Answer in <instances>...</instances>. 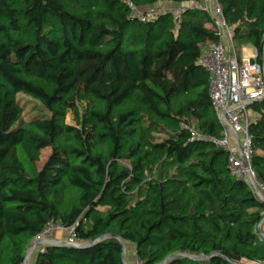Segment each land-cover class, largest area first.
<instances>
[{"label": "trees", "instance_id": "1", "mask_svg": "<svg viewBox=\"0 0 264 264\" xmlns=\"http://www.w3.org/2000/svg\"><path fill=\"white\" fill-rule=\"evenodd\" d=\"M194 1L0 0V264H22L53 221L76 245L97 241L43 245L32 264H125L117 236L140 264L176 254L186 257L165 264H264V200L206 139L223 126L198 60L219 37ZM217 3L238 55L251 45L261 63L264 0ZM159 4L185 6L178 25L171 12L142 21L131 8ZM19 93L50 115L21 121ZM248 108L264 184V99Z\"/></svg>", "mask_w": 264, "mask_h": 264}, {"label": "built area", "instance_id": "2", "mask_svg": "<svg viewBox=\"0 0 264 264\" xmlns=\"http://www.w3.org/2000/svg\"><path fill=\"white\" fill-rule=\"evenodd\" d=\"M131 8L142 21H149L158 14L171 12L175 25H178L185 6L168 4L147 6L144 9L134 6ZM196 8L208 13L213 19L219 37L218 42L207 41L202 45L198 60L208 73L209 100L218 121L223 126L221 139H206L229 152L231 174L244 180L251 189L254 184L261 193V200H264V184L257 180L250 165L252 145L248 132L249 123L256 116L255 113L249 116L248 103L264 97V69L261 63L254 60L256 54L251 59L239 58L233 40V25L225 22L217 0H197ZM224 125H227L232 133ZM189 130L192 139L203 138L193 128ZM64 230L69 232L65 242L77 244L78 241L70 229L55 221L47 223L34 239H52L57 232Z\"/></svg>", "mask_w": 264, "mask_h": 264}, {"label": "rangeland", "instance_id": "3", "mask_svg": "<svg viewBox=\"0 0 264 264\" xmlns=\"http://www.w3.org/2000/svg\"><path fill=\"white\" fill-rule=\"evenodd\" d=\"M160 5H165V4H159ZM18 102L20 106L22 107V115H21V121L27 122L30 121L31 119H34L36 117H44V116H49V112L36 100L19 93L17 95ZM249 111V116L253 114V112L248 109ZM65 122L68 124H74V121L72 119V114L68 112L65 117ZM51 153V148H44L40 151L39 155V160L35 163V168L40 169L45 161L47 160L48 156ZM19 156L24 160V156L22 155L21 152H19ZM261 232L264 233V225L260 227ZM69 235L68 231H59L57 232L52 239L53 240H59L62 242H65ZM32 242V241H31ZM41 246H34L29 253V257L27 259L26 264H32L34 257L36 256L38 251H40ZM134 247L131 244L125 243V248H124V257H125V263L126 264H140V262L136 259L134 256ZM243 264H247L246 261H243ZM250 264H260V263H250Z\"/></svg>", "mask_w": 264, "mask_h": 264}, {"label": "water", "instance_id": "4", "mask_svg": "<svg viewBox=\"0 0 264 264\" xmlns=\"http://www.w3.org/2000/svg\"><path fill=\"white\" fill-rule=\"evenodd\" d=\"M262 69H264V64H262ZM264 99V97H262L261 99H256V100H253V101H250L248 103V105L250 104H253V103H256V102H259L260 100ZM225 128L230 132L232 133V131L230 130V128L227 126V125H224ZM247 166V165H246ZM252 183V181H251ZM253 184V183H252ZM253 192L261 199L262 196H261V193L259 192L258 188L253 184ZM264 225V218H262L260 224L258 225V232L262 235V237H264V233L261 232V229L260 227ZM108 237L107 236H102L101 238L99 239H103V238H106ZM120 244L122 245L123 247V260H125V257H124V248H125V242L124 240L117 236ZM98 239V240H99ZM97 240L93 241V242H89L87 244H81V245H76V244H68L66 242H62V241H59V240H53V239H41V240H38V239H34L32 240V242L29 244V246L27 247L26 251H25V255H24V260H23V263L22 264H26L27 262V259L29 257V253H30V250L34 247V246H43V245H49V244H55V245H66V246H72V247H86V246H90L92 245L93 243H95ZM175 257H180V258H184L186 257L185 255L183 254H176V255H172V256H169L168 258H166L161 264H165L167 261H169L170 259L172 258H175ZM194 259V258H193ZM197 260H202V259H205V258H195ZM125 263V261H124ZM126 264V263H125Z\"/></svg>", "mask_w": 264, "mask_h": 264}, {"label": "crops", "instance_id": "5", "mask_svg": "<svg viewBox=\"0 0 264 264\" xmlns=\"http://www.w3.org/2000/svg\"><path fill=\"white\" fill-rule=\"evenodd\" d=\"M186 6H189V7H196V2H189L188 4H186ZM209 26V25H207ZM202 47V46H201ZM239 57L240 58H245V59H251L255 54H256V51L255 49L251 46V45H242L240 48H239ZM264 64V54H262V57H261V65ZM253 115V114H252ZM39 247V246H38ZM36 255V254H35ZM35 258V257H34ZM34 260V259H33Z\"/></svg>", "mask_w": 264, "mask_h": 264}]
</instances>
